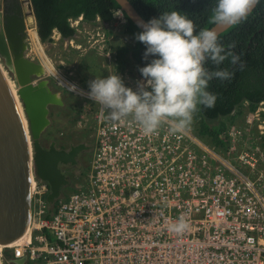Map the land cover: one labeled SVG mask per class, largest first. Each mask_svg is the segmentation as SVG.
<instances>
[{"label":"built area","instance_id":"built-area-1","mask_svg":"<svg viewBox=\"0 0 264 264\" xmlns=\"http://www.w3.org/2000/svg\"><path fill=\"white\" fill-rule=\"evenodd\" d=\"M117 12L114 18L124 17ZM70 22L78 36L89 35L78 29L82 17ZM142 81L127 86L137 90ZM66 88L96 105L88 180L53 206L47 184L35 181L28 231L14 246L0 245V264H264L261 110L247 115V131L220 132L215 148L188 130L173 133L168 122L145 135L131 118L101 114L89 91ZM254 129L261 136L251 142ZM181 219L187 228L172 231Z\"/></svg>","mask_w":264,"mask_h":264},{"label":"water","instance_id":"water-1","mask_svg":"<svg viewBox=\"0 0 264 264\" xmlns=\"http://www.w3.org/2000/svg\"><path fill=\"white\" fill-rule=\"evenodd\" d=\"M115 1L119 11L142 31L137 21H147L134 5L129 0ZM28 2L30 13L24 11L22 0H17L15 10L4 7L0 11V245L5 247L18 244L28 231L36 178L49 187L47 201L53 206L70 185L63 167L77 164L86 148L80 144L65 150L54 142L49 147L42 143L51 125L50 108L62 107L64 102L50 87L42 64L28 55L27 19L32 15L36 20L33 3ZM234 25L213 27L219 37ZM57 37L62 36L54 31L47 43ZM12 263L26 264V260Z\"/></svg>","mask_w":264,"mask_h":264},{"label":"clouds","instance_id":"clouds-1","mask_svg":"<svg viewBox=\"0 0 264 264\" xmlns=\"http://www.w3.org/2000/svg\"><path fill=\"white\" fill-rule=\"evenodd\" d=\"M258 2L216 0L210 22L216 26L238 24ZM137 24L143 29L136 39L146 47L144 58L155 57L138 69L142 77L134 70L132 77L143 79L138 82L137 90L126 86L122 80L125 77L114 74L92 80L88 97L100 106L101 114L106 111L114 122L131 118L145 135L154 133L165 122L173 133H183L198 105L214 106L216 95L207 90L209 81L231 78L232 73L226 69L209 70L207 62L218 66L230 59V63L236 64L239 57L219 42L215 27L196 29L188 16L177 11L164 12L159 18ZM186 228L183 219L171 226L178 233Z\"/></svg>","mask_w":264,"mask_h":264},{"label":"trees","instance_id":"trees-1","mask_svg":"<svg viewBox=\"0 0 264 264\" xmlns=\"http://www.w3.org/2000/svg\"><path fill=\"white\" fill-rule=\"evenodd\" d=\"M33 3L37 33L42 43H47L54 31L61 34L62 40H73L77 36L76 28L71 26V20L83 18L88 24H93L100 18L102 22H111L114 13L121 10L115 0H31ZM142 17L148 22L159 18L164 12L177 11L193 21L196 29L212 28L210 22L211 10L216 0H129ZM125 15V14H124ZM126 17V15H125ZM127 33L135 46L131 49L132 59L137 74L155 57L144 58L145 45L136 39L141 30L127 17ZM226 48L239 57L236 64L226 59L220 65L208 61L209 70L226 69L232 73L227 80L212 79L208 91L216 95L213 107L197 106V115L202 122V134L205 141L212 147L222 144L219 133L226 130L223 118L235 123L231 115L237 111L240 117L245 114V104L249 112H254L264 103V0H259L257 7L246 19L235 24L218 37ZM117 70L121 74L128 67L131 59L128 57V46L117 49ZM80 111H81V107ZM81 113H83L81 111ZM217 122L216 124H211ZM210 140V141H209Z\"/></svg>","mask_w":264,"mask_h":264},{"label":"rangeland","instance_id":"rangeland-1","mask_svg":"<svg viewBox=\"0 0 264 264\" xmlns=\"http://www.w3.org/2000/svg\"><path fill=\"white\" fill-rule=\"evenodd\" d=\"M1 2L2 0H0V11ZM120 17L114 18L113 22L106 26L97 20L93 24H88L85 22L80 23V26L78 25V29L87 32L89 35H80L76 37V40H62L61 37H57L54 43L48 44L42 43L39 38L42 48L44 47V53H46L47 57L50 58L60 76L56 77L54 75L48 74L45 77L50 80V87L53 89V91L60 94L64 102L62 107L53 106L50 108L51 125L43 134V145L45 147H49L50 144L54 142L58 148L62 149L69 147L71 144L76 145L79 143H84L94 147V152L91 151V153H83L81 156L83 161L82 165L76 166L73 169H69V167L63 168L66 171V174L71 176V186L65 188L63 190L64 193L69 190L75 192L77 186H81L87 182L88 174L91 170L92 157L94 156L96 149L97 134L96 127L94 128L96 123L92 114L94 113V108H96V105L83 100V97L79 94V90L70 93V91L66 88L67 86L64 84L61 85V79L68 81L82 90L89 91V83L92 80L96 78H104L108 75H114V70L120 77L122 73H128H124L123 77L125 76V78H121L126 86L129 85V81L131 82L132 79L129 80L126 75H134V62L131 60V63L128 64V67H125L124 72L120 74L117 70L116 62L114 61L115 66L113 68L110 58H108V54L113 56L115 50L118 48L121 49V47L116 48L118 45L126 46V43L129 42L127 36L124 35V30L122 29L121 25L122 23L126 22V17ZM90 38L93 39L91 41L92 44L88 42ZM131 44H133V42ZM28 45V55L31 59L39 62L40 55L34 47L30 37ZM128 56L131 58L130 54ZM6 73L8 74V72ZM10 84L15 90L13 83L10 82ZM86 103L88 106L85 107ZM79 107L86 109L85 111H82L84 109H81L83 112L81 113ZM247 108L248 107H245V114L236 118L234 124H231L227 118L222 119L224 120L222 122L227 126L226 130L236 125L245 126V119L247 115L251 113L249 110H246ZM259 108L260 107H258L253 112L254 114L261 110L260 121L256 120L255 125L259 126L261 124L264 126V108ZM87 118L88 122L92 123V126L86 123ZM216 123L217 122H212L211 124ZM91 127L94 129L90 130ZM202 128L203 126L201 119L195 112L193 114L192 122L186 130H188L198 139L205 141V135L202 134ZM244 129L247 131L248 127L245 126ZM260 136L261 134L258 133V130L254 129L253 133L251 134V142L259 140ZM262 138V144L264 145V136ZM36 182L41 185H46L37 178Z\"/></svg>","mask_w":264,"mask_h":264},{"label":"bare ground","instance_id":"bare-ground-1","mask_svg":"<svg viewBox=\"0 0 264 264\" xmlns=\"http://www.w3.org/2000/svg\"><path fill=\"white\" fill-rule=\"evenodd\" d=\"M22 1H23L24 11L26 13L27 12L30 13L28 0H22ZM27 26H28V34H29V37H30L31 41L33 42L34 47L38 51L39 55L43 56V64H42V66H43V69H44L45 73L47 75L50 74V75H54L56 77H60L59 73L56 70V68L54 67L52 61L50 60V58L47 57L46 53H44V51H43L44 47L42 48L41 42L39 41V36H38L37 30H36V20H35L34 16L31 15L27 19ZM5 74H7L6 71H5ZM7 77H8V74H7ZM59 79H61V78H59ZM9 81H10V79H9ZM61 83H63L65 86L73 89L72 88L73 84L69 83L68 81L61 79ZM10 86H11V84H10ZM13 86H14V84H13ZM11 88L13 89L12 86H11ZM13 92L16 94L14 89H13Z\"/></svg>","mask_w":264,"mask_h":264},{"label":"flooded vegetation","instance_id":"flooded-vegetation-1","mask_svg":"<svg viewBox=\"0 0 264 264\" xmlns=\"http://www.w3.org/2000/svg\"><path fill=\"white\" fill-rule=\"evenodd\" d=\"M16 2H17V0H6V2L4 3V0H2V2H1V11L3 10V8L4 7H6L7 8V10H15V4H16ZM23 9H24V7H23ZM113 19H114V17H113ZM98 20V19H97ZM96 22V21H95ZM113 22V20L111 21V22H102L101 21V19H100V23H102V24H104L105 26L106 25H110L111 23ZM122 25V29L124 30V35H126L127 36V38H128V43H126V46H128L129 47V49H130V52H129V54L131 55V49L135 46V44H134V42L131 40V39H129V36H128V33H127V26H128V23L126 22L125 24H121ZM133 42V44H131ZM131 45V46H130ZM118 47H122V48H124V45H118L116 48H118ZM117 50H115L114 51V55L112 56V55H110V54H108V58H110L111 60H113V61H117ZM128 54V55H129ZM129 57V56H128ZM130 58V57H129ZM132 61H133V59H132V55H131V58H130ZM134 62V61H133ZM130 63H131V61H130ZM125 74H128V73H126V72H124ZM123 73V74H124ZM123 74H121L122 76H123ZM70 93H72L71 91H70ZM81 96V95H80ZM83 99V98H82ZM84 100V99H83ZM86 101V100H85ZM83 109V108H82ZM95 109V108H94ZM93 117H94V114H93ZM88 122V118L86 119V123ZM80 144H83V145H85L86 146V148L83 150V152L82 153H80L79 154V156L77 157V164H75V165H68V166H65V167H69V169H73L74 167H76V166H79V165H82L83 164V161H82V159H81V156L83 155V153H85V152H89V153H91V151L92 152H94V147H92V146H90V145H88V144H84V143H79V144H76V145H80ZM76 145H73V144H71V145H69V147H65V148H62V149H65V150H68V149H70L72 146H76ZM61 149V148H60ZM64 168V167H63ZM63 172H65V174H66V171L63 169ZM67 175V177L69 178V182H70V185L69 186H71V176L70 175H68V174H66Z\"/></svg>","mask_w":264,"mask_h":264},{"label":"crops","instance_id":"crops-1","mask_svg":"<svg viewBox=\"0 0 264 264\" xmlns=\"http://www.w3.org/2000/svg\"><path fill=\"white\" fill-rule=\"evenodd\" d=\"M91 40H93V39L91 38ZM86 106H88V104H87V103L85 104V107H86Z\"/></svg>","mask_w":264,"mask_h":264}]
</instances>
